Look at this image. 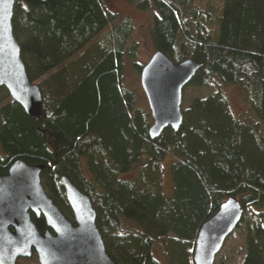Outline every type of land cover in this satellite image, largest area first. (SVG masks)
Wrapping results in <instances>:
<instances>
[{"label": "trees", "instance_id": "trees-1", "mask_svg": "<svg viewBox=\"0 0 264 264\" xmlns=\"http://www.w3.org/2000/svg\"><path fill=\"white\" fill-rule=\"evenodd\" d=\"M120 1L152 14L154 53L202 64L189 91L237 87L253 117L235 116L219 90L202 92L182 107L178 132L150 139L148 105L126 83L127 62L137 76L143 67L132 19L104 0H17L13 33L42 112L28 117L0 90V174L16 160L43 166V188L73 222L68 179L90 199L116 264H193L199 227L233 198L244 213L224 247L235 240L236 252L215 264H264V0H223L220 12L211 0Z\"/></svg>", "mask_w": 264, "mask_h": 264}, {"label": "water", "instance_id": "water-1", "mask_svg": "<svg viewBox=\"0 0 264 264\" xmlns=\"http://www.w3.org/2000/svg\"><path fill=\"white\" fill-rule=\"evenodd\" d=\"M16 2L0 0V90L4 89L28 117L38 118L42 94L28 78L13 33ZM201 68V63L190 59L174 63L161 52H155L141 68L140 86L153 122L150 139L159 138L168 128L178 132L183 121L184 89ZM43 169L16 160L7 174H0V264H17L34 255L38 264H116L106 252L90 199L68 179L61 178L73 215L71 222L43 188ZM243 213L240 203L229 198L201 224L194 242L193 264H215ZM32 216L44 219L43 232L37 230Z\"/></svg>", "mask_w": 264, "mask_h": 264}, {"label": "rangeland", "instance_id": "rangeland-1", "mask_svg": "<svg viewBox=\"0 0 264 264\" xmlns=\"http://www.w3.org/2000/svg\"><path fill=\"white\" fill-rule=\"evenodd\" d=\"M106 6L113 12L119 13L123 16H128L133 21V34L131 42L135 43L138 46V51L136 53V57L134 58V62L141 66H144L148 63L151 56L154 54L152 49L151 41L149 38V29L152 26V14L149 12H141L138 10L137 5L139 2L136 3H126L120 0H104ZM205 1L207 0H199V5L203 6ZM212 8L214 12H220L223 6V0H211ZM205 6V5H204ZM108 32V30L106 31ZM126 80L127 84L134 88L135 92L139 96V99L142 102L143 107H147L146 98L142 92L140 86V79L139 76L131 69L130 62H127V73H126ZM217 88L214 89L213 87L204 91L203 89H198V91L191 90L189 91L190 87H186L184 90L183 95V103L182 107H186L189 105L191 99L193 97H202L200 96L206 94L215 93L216 90L222 92V94L227 98L230 108L233 114L241 119L251 118L253 117L252 111L250 107L244 103L242 94L237 87L225 86L220 83L216 84ZM198 92V93H197ZM199 95V96H197ZM164 163V172L162 176V191L164 194L168 195L171 190V180L169 174V161ZM237 242L234 240L217 256V259L224 260L227 257L233 255V252H236V249L233 251V247L236 248ZM237 263V262H236ZM235 263V264H236ZM17 264H38L36 256H32L30 259H21L18 260Z\"/></svg>", "mask_w": 264, "mask_h": 264}]
</instances>
